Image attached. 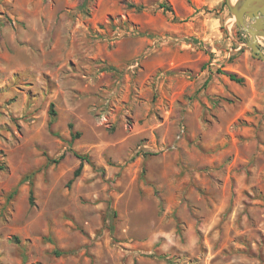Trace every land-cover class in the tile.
<instances>
[{"label":"rangeland","instance_id":"rangeland-1","mask_svg":"<svg viewBox=\"0 0 264 264\" xmlns=\"http://www.w3.org/2000/svg\"><path fill=\"white\" fill-rule=\"evenodd\" d=\"M80 2L0 0V264H264V62L227 0Z\"/></svg>","mask_w":264,"mask_h":264},{"label":"water","instance_id":"water-1","mask_svg":"<svg viewBox=\"0 0 264 264\" xmlns=\"http://www.w3.org/2000/svg\"><path fill=\"white\" fill-rule=\"evenodd\" d=\"M227 4L251 54L264 62V47L257 41V36L264 38V0H241L237 4L227 0Z\"/></svg>","mask_w":264,"mask_h":264},{"label":"trees","instance_id":"trees-1","mask_svg":"<svg viewBox=\"0 0 264 264\" xmlns=\"http://www.w3.org/2000/svg\"><path fill=\"white\" fill-rule=\"evenodd\" d=\"M87 0H81L80 4L78 5V9L83 11V8L86 5ZM240 33H242V31H239ZM219 72V71H218ZM229 79H231L232 81L236 82V83H242L243 82V78L237 76L235 73L229 72L226 74ZM49 115L51 120H53L56 116V112L53 109V103H50V107H49ZM71 126V124H70ZM78 134V133H77ZM78 158H80L81 160H86V156L85 155H76ZM62 157V155H61ZM57 161V160H55ZM81 165H82V161L80 162V164L78 165V167L74 170L72 178L70 179V181H72L75 177H77L80 173L81 170ZM32 190H30V196H29V202L32 203Z\"/></svg>","mask_w":264,"mask_h":264},{"label":"crops","instance_id":"crops-1","mask_svg":"<svg viewBox=\"0 0 264 264\" xmlns=\"http://www.w3.org/2000/svg\"><path fill=\"white\" fill-rule=\"evenodd\" d=\"M243 33V32H242ZM257 41L260 43V36H257Z\"/></svg>","mask_w":264,"mask_h":264},{"label":"bare ground","instance_id":"bare-ground-1","mask_svg":"<svg viewBox=\"0 0 264 264\" xmlns=\"http://www.w3.org/2000/svg\"><path fill=\"white\" fill-rule=\"evenodd\" d=\"M230 1H231V0H230ZM240 1H241V0H239L237 3H240ZM237 3H236V4H237ZM231 21H232V20H231ZM231 21H230V22H231Z\"/></svg>","mask_w":264,"mask_h":264}]
</instances>
